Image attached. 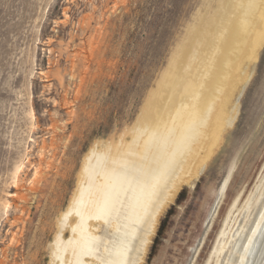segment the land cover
I'll use <instances>...</instances> for the list:
<instances>
[{
	"label": "rangeland",
	"instance_id": "obj_1",
	"mask_svg": "<svg viewBox=\"0 0 264 264\" xmlns=\"http://www.w3.org/2000/svg\"><path fill=\"white\" fill-rule=\"evenodd\" d=\"M224 3L0 0V264H50L57 221L86 154L117 142L152 98L165 103L161 84H172L176 68L187 66L198 32ZM249 74L235 124L199 179L183 185L161 214L143 264H189L204 237L194 263L208 264L235 200L242 191L245 199L262 173L264 46Z\"/></svg>",
	"mask_w": 264,
	"mask_h": 264
},
{
	"label": "bare ground",
	"instance_id": "obj_2",
	"mask_svg": "<svg viewBox=\"0 0 264 264\" xmlns=\"http://www.w3.org/2000/svg\"><path fill=\"white\" fill-rule=\"evenodd\" d=\"M209 25L197 30L201 39L187 66L176 68L172 84H161L165 103L150 98L117 142L96 144L86 154L71 203L57 221L50 264H143L161 214L183 185L205 171L222 134L237 120L251 62L264 46V0H227ZM186 88L190 92L179 97ZM230 179L215 199L204 236ZM244 194L229 211L208 264H264V167Z\"/></svg>",
	"mask_w": 264,
	"mask_h": 264
}]
</instances>
